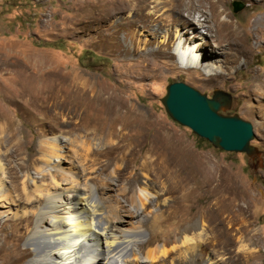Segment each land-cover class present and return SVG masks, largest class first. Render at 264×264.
<instances>
[{
  "label": "rangeland",
  "instance_id": "1",
  "mask_svg": "<svg viewBox=\"0 0 264 264\" xmlns=\"http://www.w3.org/2000/svg\"><path fill=\"white\" fill-rule=\"evenodd\" d=\"M234 1L244 3V9L234 12ZM222 2L224 15H228L240 31L253 37L258 27L257 21L263 18V4L248 0ZM94 3L98 6L101 0H0V63L33 67L30 70L33 76H46L49 72L55 78L41 81L43 88L54 81L61 87L60 78L65 76L73 79L78 86L86 85L89 79L95 84L107 85L111 90L118 91L129 101V105L138 109V114L146 122V128L137 126L141 129L131 130L120 142L121 145L160 128L165 129V133L171 138L188 145L190 151L184 155L185 159L182 157L185 161L182 165L153 166V162L163 160L160 153H153L143 165L145 155L149 156L145 153L149 142L144 143L142 148H137L133 157L127 158L120 153L115 162L109 163V157L104 151L117 144L119 138L106 137L105 134L87 135L93 138L90 143L92 154L83 163L89 166L90 173L108 177L117 171L118 165L125 167L124 162L128 160L124 173H133L135 180H147L143 175L149 179V190L146 192L140 189L135 180L134 184L132 181H122L123 185L131 188V193L125 197L117 191L108 193L101 190L106 193L104 197L111 194V200L115 197L129 209L133 207L127 198L136 196L141 211L140 219H148V228H144V240L150 239L153 246H160L165 250L148 264H258L243 252L242 244H247L252 252L260 249V261L264 264V96L254 99L249 93L253 75L264 71V52L257 48L247 64H241V60L238 62L240 65L225 66L221 63L224 71L214 77H207L199 70L182 69L172 57H157L152 60L150 68H143L146 60L137 61L133 52L138 47L137 41L142 40V48H145L144 41L153 42L148 48L155 49L164 35L154 36L139 28L135 37L133 21L136 18L126 10L116 17L120 26L118 36L125 40V44L117 49L111 47L109 41L103 38L99 24L92 22L96 14L92 8ZM206 10L208 14L209 4H206ZM159 13L158 22L166 23L171 32L175 28H182L183 25H176L181 21L179 17L169 11L167 6H163ZM174 19L176 20L173 21ZM197 43L202 44L198 48L200 52H208V42L196 37L195 45ZM214 58L222 57L217 55ZM206 59L210 60L208 56ZM10 80V74L4 76L0 73V90L2 86L9 85ZM176 81L185 82L209 97L216 89L231 93L233 101L229 113L238 114L251 122L255 135L251 143L258 148L259 154L249 157L245 153L215 148L189 127L174 121L161 99L167 93V86ZM31 86L35 88L39 85L32 83ZM60 99H63V95ZM0 109L4 112L1 122H8L10 128H19L14 140H8L10 129L0 131V156L9 166L10 176L22 177L28 172L36 179L39 178L41 174L36 168L43 165L41 141L52 136L59 138L60 154L59 158H53L52 165L45 170L60 172L73 169V160L85 158V151L76 139L84 134L76 130V124L89 121L90 126L105 131L111 127L110 118L104 120L101 114L91 110L81 119L72 113L70 107L56 106L54 114L57 124H54V130H50L48 124L37 121V117L42 118L40 114L36 117L29 108L23 109L0 100ZM136 124L139 125L140 122ZM149 134L148 141L151 139ZM166 174L169 178H166ZM177 185H180L179 189L175 188ZM183 192L188 193L190 201L185 206L186 213L181 225L185 228L196 220H201L203 239L195 246L185 244L175 251L164 240L167 235L178 230L177 225L169 220L163 222L161 226L164 229H161L166 231L162 233L160 228L154 226L151 217L156 212L169 208L168 205H174ZM140 199L145 203L144 206ZM227 203L230 204V209L222 210L221 206ZM2 211L4 210L0 207V212ZM5 218L0 217V220ZM198 231L200 229L193 227L186 235L193 237ZM19 244L24 249V243L21 241Z\"/></svg>",
  "mask_w": 264,
  "mask_h": 264
},
{
  "label": "bare ground",
  "instance_id": "2",
  "mask_svg": "<svg viewBox=\"0 0 264 264\" xmlns=\"http://www.w3.org/2000/svg\"><path fill=\"white\" fill-rule=\"evenodd\" d=\"M248 1H259L264 6V0ZM206 4H209L208 14ZM93 5L96 14L92 22L99 24L103 38L109 41L111 47L117 49L125 44V40L118 36L120 26L116 17L126 10L136 18L133 21L135 37L139 28L154 36L164 35V39L155 49L148 48L153 42L144 41L145 48H142V40L137 41L138 47L133 52L137 61L146 60L143 68H150L152 60L157 57H172L182 69L199 70L207 77H214L224 71L221 63L230 66L241 60V64H247L257 48L264 52V11L263 18L257 21L258 27L254 36L249 37L248 33L240 31L234 25L228 15H224L222 0H101L98 6L96 3ZM163 6H167L169 11L179 17L181 21L176 25H183L181 29L175 28L171 32L166 23L158 22ZM170 37L172 42L169 41ZM196 37L210 44L208 52H200L198 48L202 44L195 45ZM252 40L254 41L250 43ZM217 55L222 58H214ZM207 56L210 60L206 59ZM31 69L33 67L0 63V73L4 76L11 75L8 87L2 86L0 90L2 103L29 108L36 117L40 114L42 118L37 117V121L48 124L50 130H54V124H57L54 114L56 106L70 107L72 113L81 119L91 110L101 114L104 120L110 118L111 127L105 131L90 126L89 121L76 124V130L86 136L80 134L76 138L85 151V158L82 156L83 160H73V169L68 171L45 170L52 165L53 158H59V138L55 136L41 141L43 165L36 168L41 174L37 179L28 172L22 177L10 176L9 166L0 156V207L4 210L0 212V217H6L0 220V264H148L158 258L165 250L160 246H153L150 239L144 240V228H148V219H140L141 211L136 196L127 198L134 208L129 209L115 197L111 200V194L104 197L106 193L101 192L117 191L124 197L131 193V188L122 182L125 180L130 183L135 180L133 173L130 176L124 173L128 160L124 162L125 167L118 165L117 171L108 177L90 173L89 166L83 163L92 154L90 143L93 138L87 135L105 134L106 137L119 138L117 144L104 151L109 157V163L115 162L120 153L127 158L133 157L137 148H142L144 143L149 142V148L145 152L149 156L145 155L143 165L153 153L163 155V160L153 162V166L177 163L182 165L185 162L182 157L190 151L188 145L184 141L171 138L161 128L151 134H141L121 145L120 142L131 130H140L137 126L146 128V122L138 114V109L129 105V101L118 91L111 90L107 85L95 84L89 79L86 85L78 86L73 79L65 76L60 78L61 87L54 81L47 88H43L41 81L55 77L49 72L46 76H33ZM32 83H38L39 86L34 88ZM249 93L254 99L264 96V71L253 75ZM3 116L4 112L0 109V131L10 129L8 140L16 139L19 128H10L8 122H1ZM147 134L151 135L149 141ZM143 176L147 180L138 178L135 181L146 192L149 190V179L146 175ZM165 176L169 178V175ZM175 188L179 189L180 185ZM189 198L188 193L183 192L174 205H168L169 208L156 212L151 217L157 229H161V224L168 220L177 225L178 230L167 235L164 240L175 251L185 244L195 246L203 239L201 220H196L185 228L181 225ZM140 200L144 206L145 203ZM221 209L229 210L230 204H224ZM193 227L200 231L196 236H187L186 233ZM163 229L162 233L166 231ZM21 241L24 249L20 248ZM241 249L252 262L262 264L260 249L252 252L247 244H242Z\"/></svg>",
  "mask_w": 264,
  "mask_h": 264
},
{
  "label": "water",
  "instance_id": "3",
  "mask_svg": "<svg viewBox=\"0 0 264 264\" xmlns=\"http://www.w3.org/2000/svg\"><path fill=\"white\" fill-rule=\"evenodd\" d=\"M244 7L245 4L240 1L233 2L236 13ZM232 101L233 96L227 91L216 89L209 97L182 81L170 83L165 97L161 99L174 121L189 127L213 147L256 156L259 150L251 143L255 137L253 125L238 114H228Z\"/></svg>",
  "mask_w": 264,
  "mask_h": 264
},
{
  "label": "trees",
  "instance_id": "4",
  "mask_svg": "<svg viewBox=\"0 0 264 264\" xmlns=\"http://www.w3.org/2000/svg\"><path fill=\"white\" fill-rule=\"evenodd\" d=\"M228 114H230V113L228 112Z\"/></svg>",
  "mask_w": 264,
  "mask_h": 264
}]
</instances>
